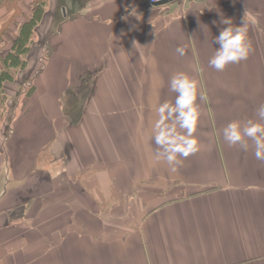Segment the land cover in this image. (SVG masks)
I'll return each mask as SVG.
<instances>
[{
	"label": "crops",
	"instance_id": "crops-1",
	"mask_svg": "<svg viewBox=\"0 0 264 264\" xmlns=\"http://www.w3.org/2000/svg\"><path fill=\"white\" fill-rule=\"evenodd\" d=\"M61 4L27 81L3 84L0 264H264V161L223 139L264 104V0ZM244 13L248 58L217 71L221 15ZM176 72L198 83L199 147L171 173L152 128Z\"/></svg>",
	"mask_w": 264,
	"mask_h": 264
},
{
	"label": "clouds",
	"instance_id": "clouds-1",
	"mask_svg": "<svg viewBox=\"0 0 264 264\" xmlns=\"http://www.w3.org/2000/svg\"><path fill=\"white\" fill-rule=\"evenodd\" d=\"M127 11V9H126ZM129 15L138 20L140 15L135 7L131 8ZM250 16L244 13L240 24H234L231 17L221 15L219 23L226 25L215 36L216 47L214 54L209 59V65L217 71H222L228 64L246 60L251 51V43L247 38L248 21ZM213 23H217L213 21ZM135 46V41H133ZM183 56L186 46L176 49ZM170 91L176 93L175 102L165 101L155 107L157 119L153 124V139L157 146L156 161H165L169 171L175 173L180 164L178 157H188L198 151V140L194 135L199 118L198 83L184 72H176L170 80ZM200 99H206L201 95ZM258 119L244 122L239 120L229 122L223 128V139L229 145L240 144L247 151L248 144L245 137L250 138L254 145V156L258 161H264V104L256 110Z\"/></svg>",
	"mask_w": 264,
	"mask_h": 264
},
{
	"label": "trees",
	"instance_id": "trees-1",
	"mask_svg": "<svg viewBox=\"0 0 264 264\" xmlns=\"http://www.w3.org/2000/svg\"><path fill=\"white\" fill-rule=\"evenodd\" d=\"M44 6L45 0H33L30 16L28 18L26 16L25 20L17 28L18 32L12 40L10 49L4 54L0 50V105L3 102L5 103L7 97L3 90V84L15 81L17 75H14V72L17 70H19L18 72H22L27 67L28 60L26 56L29 55L32 49L34 42L33 34L45 15ZM1 10L3 13L0 14V18L10 12H13L14 17V12L18 13L17 11H19L18 0H0ZM4 32L5 29L1 31L0 38ZM32 91V85H29L26 91L27 96H30Z\"/></svg>",
	"mask_w": 264,
	"mask_h": 264
},
{
	"label": "rangeland",
	"instance_id": "rangeland-1",
	"mask_svg": "<svg viewBox=\"0 0 264 264\" xmlns=\"http://www.w3.org/2000/svg\"><path fill=\"white\" fill-rule=\"evenodd\" d=\"M63 2L64 0H45V6H44L45 15L42 21L38 24L33 34V38L36 41L35 43L33 42L32 44V49H31L32 54H34L36 49L40 47L39 42L41 43V37H44L45 42H47L45 35L51 34L53 32V28L56 30V22H58L59 16H61L60 6H62L61 3ZM18 3H19V11H17L18 13L14 12V17L12 14L13 12H10L0 18V33L3 29H5L4 34H2L0 38V50L1 52H3V54L6 53L10 49L12 40L18 32L17 28L20 26V24H22L26 16L27 18L30 16V9H31L33 0H18ZM69 12L70 11L66 9V13L69 14ZM38 33H40V36H38ZM26 59L28 60V63H30V61L32 60V58H29V55L26 56ZM38 64L37 62H32L30 64L31 66L33 65V69H32L33 71L36 69ZM39 66H41V64H39ZM18 71L19 70L15 71L14 75H17L16 77L19 78V81H22L24 78L29 76V72L31 71V69H28L27 71V67H26V69L20 73L19 75L20 77L18 76V73H19ZM3 107H4L3 115L5 114L6 116L7 108L6 106H3ZM3 115L0 114V119H4L2 118ZM130 221L132 222L135 221L136 223H138V220L136 217L135 219L130 218ZM125 223H129V219L124 220L123 222L117 223V227L123 226V224Z\"/></svg>",
	"mask_w": 264,
	"mask_h": 264
},
{
	"label": "water",
	"instance_id": "water-1",
	"mask_svg": "<svg viewBox=\"0 0 264 264\" xmlns=\"http://www.w3.org/2000/svg\"><path fill=\"white\" fill-rule=\"evenodd\" d=\"M165 1H166V0L159 1V2H154V4L157 5V4L163 3V2H165Z\"/></svg>",
	"mask_w": 264,
	"mask_h": 264
},
{
	"label": "built area",
	"instance_id": "built-area-1",
	"mask_svg": "<svg viewBox=\"0 0 264 264\" xmlns=\"http://www.w3.org/2000/svg\"><path fill=\"white\" fill-rule=\"evenodd\" d=\"M152 2H159V1H163V0H151Z\"/></svg>",
	"mask_w": 264,
	"mask_h": 264
}]
</instances>
